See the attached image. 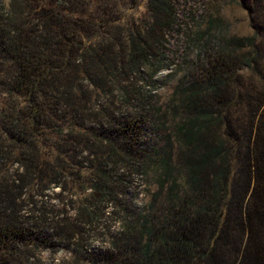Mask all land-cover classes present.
<instances>
[{
	"label": "trees",
	"instance_id": "16d2710c",
	"mask_svg": "<svg viewBox=\"0 0 264 264\" xmlns=\"http://www.w3.org/2000/svg\"><path fill=\"white\" fill-rule=\"evenodd\" d=\"M237 1L253 35L194 39L170 126L121 85L162 73L173 0H0V264H264V0Z\"/></svg>",
	"mask_w": 264,
	"mask_h": 264
},
{
	"label": "rangeland",
	"instance_id": "374dc122",
	"mask_svg": "<svg viewBox=\"0 0 264 264\" xmlns=\"http://www.w3.org/2000/svg\"><path fill=\"white\" fill-rule=\"evenodd\" d=\"M237 1V0H236ZM176 10V23L172 31H167L166 42L164 43L165 55L168 58L164 69L154 80L149 78L132 79L131 81H124L122 88H126V97L136 98L142 96H153L157 107L163 110V113L168 116L169 125H174L175 114L173 111V102L175 101V94L184 83L192 80L191 75L196 71L198 61V50L194 39L201 33L208 32L212 28L211 33L216 31L215 26L222 24L231 36L250 37L253 35L251 27L250 16L248 12L239 5L235 0H173ZM207 40V38H205ZM215 43V42H214ZM206 56H202L204 60ZM246 74V72L244 73ZM195 78V77H194ZM129 93V94H128ZM112 99L115 102L114 107L122 108V95L119 90L114 89ZM158 139L154 137L153 142L156 143ZM153 173L150 172L152 178ZM135 186H144L136 189L138 192L137 204L139 208H143L150 202L148 194L157 190L156 182L147 179L148 182H143L141 175H135ZM146 190V191H145ZM149 190V193L148 191ZM75 213H72L74 216ZM111 229L107 231L104 224L96 226V234L94 237L84 241L87 248L94 250L96 257L100 250L109 249L111 243V233L116 234L121 230L118 224L113 220L106 223ZM87 256V255H86ZM75 259L79 264H92L83 256ZM73 256L69 252L61 251L55 255L56 263L66 261H73ZM88 258V257H87ZM96 264H102L97 262Z\"/></svg>",
	"mask_w": 264,
	"mask_h": 264
}]
</instances>
